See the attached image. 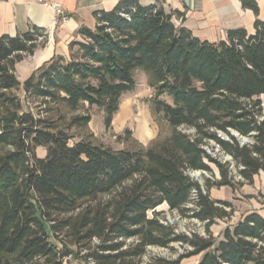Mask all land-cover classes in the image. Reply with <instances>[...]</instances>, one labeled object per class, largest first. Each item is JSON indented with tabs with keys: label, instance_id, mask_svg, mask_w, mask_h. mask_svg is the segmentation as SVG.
I'll list each match as a JSON object with an SVG mask.
<instances>
[{
	"label": "trees",
	"instance_id": "1",
	"mask_svg": "<svg viewBox=\"0 0 264 264\" xmlns=\"http://www.w3.org/2000/svg\"><path fill=\"white\" fill-rule=\"evenodd\" d=\"M241 1L258 14L254 0ZM163 3L120 0L96 12L95 29L80 30L69 59L53 58L23 84L16 66L47 43L46 31L0 36V264H181L198 255L199 264H264L258 212L222 239L211 230L235 215L211 190L252 186L264 172V22L254 34L230 30L210 43L177 26L184 14ZM137 70L171 135L145 149L96 144L90 110H103L111 129ZM73 129L84 132L77 142ZM211 144L231 162L212 156ZM212 165L220 178L204 186L189 175H214ZM164 205L205 235L178 232L158 211ZM174 245L186 248L176 260L150 254Z\"/></svg>",
	"mask_w": 264,
	"mask_h": 264
},
{
	"label": "crops",
	"instance_id": "2",
	"mask_svg": "<svg viewBox=\"0 0 264 264\" xmlns=\"http://www.w3.org/2000/svg\"><path fill=\"white\" fill-rule=\"evenodd\" d=\"M119 1L58 0L67 10L70 20L61 26H54L53 10L42 7L35 0H0V36L15 37L28 33L34 28L45 30L48 36L47 43L44 46H40L36 49L33 56L26 57L16 66L19 81L23 84L39 67L53 58L62 57L69 59L71 44L81 40L80 30L82 28L94 30L97 23L95 13L111 11ZM156 1L140 0L141 4L145 6L155 4ZM163 1V6L167 13L180 12L184 14V21L183 18L174 20L177 26L187 28L200 40L210 43L225 41L230 30L244 29L249 34H254L256 20L264 22V0H254L259 9L257 15L254 11L245 9L241 0ZM139 71L137 70L135 74ZM144 76L147 78L146 74ZM137 90L138 84L136 81L134 92ZM152 90L154 91V89ZM101 113L103 117L102 125L105 129V113L103 110H101ZM113 123H115V120ZM89 125L90 127L93 126V119ZM39 150L44 153L40 158H45L47 150L43 147L38 148L37 151ZM223 188L230 189V192L221 193L217 189H212L211 198L231 202L236 212L231 220L219 221L212 227V233L218 239H222V234L228 226L236 225L252 212H258L264 217V172L255 177L254 185L252 186L245 185L237 191L229 187ZM247 196L250 199H247ZM162 207L168 211L167 205ZM202 256L198 255L185 259L181 264H199Z\"/></svg>",
	"mask_w": 264,
	"mask_h": 264
},
{
	"label": "rangeland",
	"instance_id": "3",
	"mask_svg": "<svg viewBox=\"0 0 264 264\" xmlns=\"http://www.w3.org/2000/svg\"><path fill=\"white\" fill-rule=\"evenodd\" d=\"M145 74L146 73L142 70L135 74L138 90L132 94L126 95L122 99L120 110L113 119V122L115 120V123H113L111 129H104L102 125L103 117L100 109L94 107L90 110V114L93 119V126L90 127L89 125L88 132L94 135L96 144L109 146L115 150L145 149L150 147L152 144L162 142L171 135L172 129L163 119V115H156L153 110L152 100L155 96V92L151 89L148 78L144 76ZM262 100L264 102V96L262 97ZM71 133L75 136L73 142H77L79 141L80 135L84 132L82 130L73 129ZM239 140L242 144L251 142V139L249 138L239 137ZM213 146L214 144H211L209 147H206L207 151L212 156L218 158L223 163L231 162L230 157L227 155L222 154L217 149L212 150ZM37 155L38 157H42L44 153L39 150L37 151ZM212 168L214 169V175L204 172H190L189 175L194 181L198 182L201 186H204L207 180L210 179L214 181L220 178L217 168L213 165ZM213 189H217L221 193L230 192V189L223 187ZM246 198L250 199L249 196ZM158 211L164 212L162 218H165L167 222L174 225L178 232L185 234H192L193 232H196L202 236L205 235L202 225L196 221L181 219L178 214L170 213L169 211L164 210V207H160ZM173 249L174 250L151 248L150 254H158L170 258L171 260H176L178 255L184 254L186 250V248L181 247L180 245H174ZM147 259L148 257L145 258L146 261ZM65 264L81 263L69 258L66 260Z\"/></svg>",
	"mask_w": 264,
	"mask_h": 264
},
{
	"label": "built area",
	"instance_id": "4",
	"mask_svg": "<svg viewBox=\"0 0 264 264\" xmlns=\"http://www.w3.org/2000/svg\"><path fill=\"white\" fill-rule=\"evenodd\" d=\"M38 4L54 12V26H61L70 20V16L64 6L58 0H35Z\"/></svg>",
	"mask_w": 264,
	"mask_h": 264
},
{
	"label": "bare ground",
	"instance_id": "5",
	"mask_svg": "<svg viewBox=\"0 0 264 264\" xmlns=\"http://www.w3.org/2000/svg\"><path fill=\"white\" fill-rule=\"evenodd\" d=\"M144 121V120H143ZM142 125V124H141ZM143 129V128H142ZM139 130H140V125H139ZM142 131V130H141Z\"/></svg>",
	"mask_w": 264,
	"mask_h": 264
},
{
	"label": "water",
	"instance_id": "6",
	"mask_svg": "<svg viewBox=\"0 0 264 264\" xmlns=\"http://www.w3.org/2000/svg\"><path fill=\"white\" fill-rule=\"evenodd\" d=\"M237 137V135H235ZM244 144V143H243Z\"/></svg>",
	"mask_w": 264,
	"mask_h": 264
}]
</instances>
